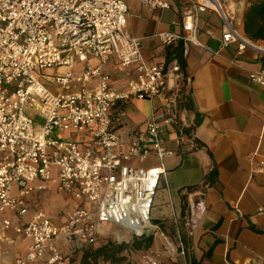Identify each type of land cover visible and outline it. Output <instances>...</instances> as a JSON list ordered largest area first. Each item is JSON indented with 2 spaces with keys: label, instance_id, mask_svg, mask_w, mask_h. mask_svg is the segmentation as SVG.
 <instances>
[{
  "label": "built area",
  "instance_id": "2783aa9c",
  "mask_svg": "<svg viewBox=\"0 0 264 264\" xmlns=\"http://www.w3.org/2000/svg\"><path fill=\"white\" fill-rule=\"evenodd\" d=\"M143 1L171 7L170 0ZM186 2L180 20L184 33H161L164 45L182 41L184 54L190 43L200 45L199 15L207 10L224 21V46L234 44L242 53L254 45L233 26L219 0ZM128 14L123 0H0V240L14 243L12 230L22 241L26 251L16 264H61V242L77 252L110 237L112 227L130 237L152 233L162 160L174 153L163 145L164 129L174 127L179 142L194 141L182 120L189 81L183 65L180 60L170 67L150 64L140 41L126 33ZM111 59L116 69L133 72L120 90L104 72ZM77 64L84 67L75 70ZM55 67L65 72L38 74ZM250 77L264 85V65ZM154 97H166L165 104L144 131L126 139L114 129L119 105ZM66 134L86 138L87 147ZM151 155L161 163L144 166ZM53 189L76 200L61 226L45 211L32 209L29 200L35 192ZM7 212L30 216L14 223ZM165 245L171 255H185L182 243ZM141 257L142 264H160L158 252Z\"/></svg>",
  "mask_w": 264,
  "mask_h": 264
},
{
  "label": "crops",
  "instance_id": "0c3cea01",
  "mask_svg": "<svg viewBox=\"0 0 264 264\" xmlns=\"http://www.w3.org/2000/svg\"><path fill=\"white\" fill-rule=\"evenodd\" d=\"M123 1L129 10L126 33L140 41L148 62H165L170 67L174 60H180L189 80L183 89L182 120L192 130L194 141L179 142L174 127L164 129L163 145L174 153L162 160L165 173L152 210L154 242L149 253H160V264H264V171H260L264 154V85L250 77L264 65V31L255 38L245 32L250 7L264 0H219L233 26L254 44L252 47L239 53L234 44L224 46V21L217 12L207 10L199 15L200 45L190 43L186 54L182 41L166 46L160 38L164 32L184 33L180 20L186 0H170V8H155L143 0ZM254 20L252 29L256 33L264 25V15L257 14ZM89 64L95 66L97 62L91 57ZM83 67L77 64L75 70ZM104 72L118 90L133 75L130 69H116L112 59ZM170 84L174 85L173 80ZM165 99H133L119 105L114 112V129L126 139L144 131L146 122L165 104ZM66 137L87 147L86 138L71 134ZM160 163L151 155L143 165ZM47 194L64 199L62 211L56 215H51L43 203ZM29 200L32 209L45 211L58 226L76 205V200L54 189L35 192ZM5 214L14 223L30 216ZM8 234L15 242L0 240V264H16L26 251L12 230ZM122 235L121 240L128 242L130 235ZM165 241L175 248L182 243L185 255H171ZM60 247L66 258L61 264H81V255L71 262L74 248L71 250L64 242ZM124 256L125 260L114 264H142L141 253Z\"/></svg>",
  "mask_w": 264,
  "mask_h": 264
},
{
  "label": "trees",
  "instance_id": "16d2710c",
  "mask_svg": "<svg viewBox=\"0 0 264 264\" xmlns=\"http://www.w3.org/2000/svg\"><path fill=\"white\" fill-rule=\"evenodd\" d=\"M257 14L264 15V1L256 2L246 15V26L245 32L246 35L250 38H255L257 35H261L262 31H264V25L260 27L258 32H253L252 27L255 25L254 17ZM185 66L184 63H182ZM101 237L99 240H102ZM106 239V238H105ZM98 240V242H99ZM107 240V239H106ZM154 242L153 236L144 237H130L128 242L122 244H115L111 240L106 241L104 244L100 245L98 248H94V246H90L85 249H81L80 251L74 252V256H70V258H75L77 255H81V264H100L101 262H111L118 263L125 260L124 253L130 254L132 253H141L143 251H148L152 248ZM66 261V258L62 263ZM132 264V263H130Z\"/></svg>",
  "mask_w": 264,
  "mask_h": 264
},
{
  "label": "rangeland",
  "instance_id": "374dc122",
  "mask_svg": "<svg viewBox=\"0 0 264 264\" xmlns=\"http://www.w3.org/2000/svg\"><path fill=\"white\" fill-rule=\"evenodd\" d=\"M64 72H65V69L61 70L60 68H56L55 67V68H52V69L48 68V69H46L43 72L38 71V74L40 75L41 73H44L45 76H48L49 74L50 75H53V74H56V73H61L62 74ZM30 116H32V117L34 116L33 112L30 113ZM54 173H55V170H53V174ZM53 182H54V180H52L50 182V184H52ZM53 198H54V200H53ZM63 200L64 199H61V196H59V195H56V194L49 195V194H47V195H45L43 203H44L45 207L50 211L51 215H56L57 213L60 212V210L62 211V207L64 205V201ZM110 233H111L110 237H102L103 239L99 240V242L96 245H94V248H98L100 245L104 244L106 241H109V240H111L112 242H114L117 245L122 244V243H126L125 241L121 240L122 238H120V240L117 239V236H119V235L120 236H123L122 234L127 235V233L124 230H122L121 228L112 227L111 230H110ZM151 235H152L151 232H148L147 236H151ZM151 249H149L148 251L141 252V256L145 252L149 253ZM76 257L77 256H75V258H72L71 262H73V263L76 262ZM141 259H142V257H141Z\"/></svg>",
  "mask_w": 264,
  "mask_h": 264
}]
</instances>
